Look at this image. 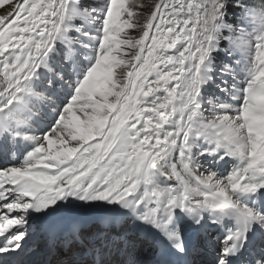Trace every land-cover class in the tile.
I'll use <instances>...</instances> for the list:
<instances>
[{
	"label": "snow or ice",
	"instance_id": "obj_1",
	"mask_svg": "<svg viewBox=\"0 0 264 264\" xmlns=\"http://www.w3.org/2000/svg\"><path fill=\"white\" fill-rule=\"evenodd\" d=\"M0 264H264V0H0Z\"/></svg>",
	"mask_w": 264,
	"mask_h": 264
},
{
	"label": "rangeland",
	"instance_id": "obj_2",
	"mask_svg": "<svg viewBox=\"0 0 264 264\" xmlns=\"http://www.w3.org/2000/svg\"><path fill=\"white\" fill-rule=\"evenodd\" d=\"M145 3H153L154 0H144ZM135 34V33H134ZM214 90V89H213Z\"/></svg>",
	"mask_w": 264,
	"mask_h": 264
}]
</instances>
